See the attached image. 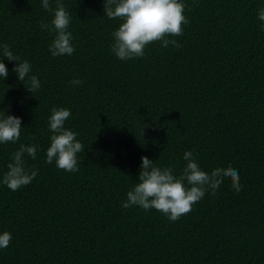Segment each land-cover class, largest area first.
<instances>
[{
  "label": "trees",
  "instance_id": "1",
  "mask_svg": "<svg viewBox=\"0 0 264 264\" xmlns=\"http://www.w3.org/2000/svg\"><path fill=\"white\" fill-rule=\"evenodd\" d=\"M62 2L75 51L53 57L41 0H0V45L41 83L27 91L0 54V109L22 121L20 140L0 144V181L20 144L38 145L35 160L25 155L35 179L18 191L0 183V234H12L0 264H264V0H183L189 22L172 37L182 47L156 42L128 61L111 51L121 21L104 0ZM53 107L71 111L64 127L84 145L75 173L45 162ZM185 151L206 172L236 169L242 190L225 179L175 222L121 207L142 156L179 176Z\"/></svg>",
  "mask_w": 264,
  "mask_h": 264
},
{
  "label": "clouds",
  "instance_id": "2",
  "mask_svg": "<svg viewBox=\"0 0 264 264\" xmlns=\"http://www.w3.org/2000/svg\"><path fill=\"white\" fill-rule=\"evenodd\" d=\"M44 11L52 15L49 23L40 22V28L54 33L49 45L53 57L72 55L73 36L68 30L72 17L62 0H55V7L50 0H41ZM186 4L183 0H104L103 12L110 20L121 21L118 28L111 33L113 43L111 51L122 61L133 60L145 56V49L159 42L161 47L179 49L182 47L176 39L184 34L183 26L189 21L184 15ZM257 18L264 22V9L257 12ZM264 30V23L261 24ZM2 60L18 62L12 72L18 81L26 78L30 93L40 90L41 83L37 76L30 75L32 65L27 60H20L14 55L7 44L0 45ZM0 60V61H2ZM8 69L0 62V80L6 79ZM73 86H80L81 79L69 81ZM6 109H0V144L16 143L21 137L22 121L19 117L5 115ZM72 115L63 107H53L48 119L51 133L50 146L46 149L47 164L55 162L59 170L75 173L79 170L78 154L84 152V145L77 139V133L66 129L65 122ZM143 125L142 135L144 128ZM33 139H35L33 137ZM38 151L36 144H20L19 149L12 153V160L7 165V172L2 181L11 191L29 185L38 175V169L27 166L25 155L35 160ZM137 182L126 194V202L121 207L129 209L138 206L144 211L156 210L166 216L169 222H175L182 216L190 214L193 206L200 202L206 193L215 195L225 179L230 180L232 189L239 193L242 190L238 171L231 166L217 167L211 172L201 169L193 151H185L183 160L186 162L179 176L174 174L173 167H158L154 161L142 156ZM12 241V234L4 231L0 234V249H7Z\"/></svg>",
  "mask_w": 264,
  "mask_h": 264
}]
</instances>
